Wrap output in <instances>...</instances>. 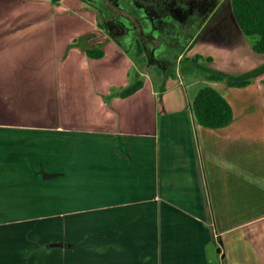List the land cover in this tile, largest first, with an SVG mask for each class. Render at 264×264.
Instances as JSON below:
<instances>
[{"label":"crops","instance_id":"0c3cea01","mask_svg":"<svg viewBox=\"0 0 264 264\" xmlns=\"http://www.w3.org/2000/svg\"><path fill=\"white\" fill-rule=\"evenodd\" d=\"M77 6L0 0V264H264V72L243 87L144 76L108 97L135 59ZM220 12L184 49L233 74L264 63ZM86 33L103 57L71 43ZM198 80L231 88L229 125L196 121Z\"/></svg>","mask_w":264,"mask_h":264},{"label":"trees","instance_id":"16d2710c","mask_svg":"<svg viewBox=\"0 0 264 264\" xmlns=\"http://www.w3.org/2000/svg\"><path fill=\"white\" fill-rule=\"evenodd\" d=\"M50 1L52 3H58L60 0ZM83 1L91 4L94 8H98V1L102 2V0ZM127 2L141 19L143 23V32L151 33L153 37H157L158 39H160L159 45L151 48L150 55H152V57L157 58L160 55V53L156 51L159 46L163 45L166 47V45H174L169 44V38L173 37L166 38V36H164L166 34L164 33V31H162L164 29L162 27V29L158 27L159 19L157 20L156 17L153 18L152 14L150 13V11H147L146 7H142V5L140 6L136 4L134 0H127ZM230 4L236 22L240 26L245 36L250 40L252 49L258 53H264V0H230ZM121 5L125 7V4ZM106 10L108 13L109 9L106 8ZM102 17L106 18L100 15L97 21L98 27L103 29L110 38H115L117 34L115 33L116 35H114L108 27H105L103 23H101L100 18ZM159 18L163 20L162 17ZM113 24L116 27H124L126 36L123 40L126 41L127 45H130V39H132L131 41H133V39L135 41L134 55L136 57L138 76L128 86L108 94V97L113 95L125 97L143 86L144 77L140 73L143 72V65L149 66L150 64L148 59L149 54H146L143 43L138 38H134V29L131 25L132 23L130 19L127 16L119 14L118 16L113 18ZM93 35L94 33H86L80 35L73 38L71 43L73 45L79 46L83 51H85L87 56L91 58H101L105 54V50L102 48V46H90L87 43ZM174 36L175 38L179 39L178 36ZM193 39L194 34L191 35L187 40H185L184 43H182L181 48L184 49ZM115 40L117 39L115 38ZM165 41L167 43H165ZM199 58H202L201 54H195L191 58L185 56L184 59L198 61ZM205 59L211 61L212 57L208 56ZM263 72L264 63L238 74H233L214 68H208L204 78L209 81L224 82L229 87H243L253 82L256 77L261 75ZM188 108L192 112L196 121L208 128L225 127L229 125L234 119V110L227 97L220 90L210 84L204 85L197 90L193 98L190 100Z\"/></svg>","mask_w":264,"mask_h":264},{"label":"rangeland","instance_id":"374dc122","mask_svg":"<svg viewBox=\"0 0 264 264\" xmlns=\"http://www.w3.org/2000/svg\"><path fill=\"white\" fill-rule=\"evenodd\" d=\"M118 0H102L98 1L97 7L94 8L91 4L84 2L83 0H68V4L70 9L78 5L77 7L83 9V14L87 21L95 22L96 27L97 21L101 16L106 18H100L101 23L105 27H108L110 31L116 35L115 38L119 43H121L127 50L134 57L135 61V68L131 70V73L134 74L135 69L138 70L136 66V57H135V45L134 39H130V45H127L126 41L123 39L126 36V32L124 27L122 26H115L113 24V18L120 15H125L129 19L132 20L133 24L135 25V34L134 38H140L141 42L144 45V50L146 54H149V66L143 65V72L140 73L141 75L152 77L155 80L156 86L160 87L162 83H166L171 85L176 80L180 79L182 82L189 83L193 81L195 78L198 79H205L204 76L208 70L210 65V61L206 60L204 55L202 58H199L198 61H191L189 59H184L185 56L188 58L193 57L194 49L185 50L181 48L182 43L185 42L191 35L195 34L197 30L206 22H211L210 14L218 11L217 16H214L212 21L216 22V20L220 17V11L222 9L230 12L231 11V4L230 0H139L143 1L144 3H151V2H160L163 6L170 5V1H172V5L174 7V12L177 14L179 19H173L170 26L168 27L167 31L169 35H173L169 39V44H174L172 46H159L156 50L160 55L157 58L152 57L150 55L151 48L159 45L160 39L157 37H153L151 33H144L142 29V24L140 19L137 17V14L132 10L131 7L127 6V2L123 1L122 4H125L126 8L119 7L116 2ZM106 8L109 9L108 13ZM221 9V10H217ZM179 15V16H178ZM210 19V20H209ZM98 29H101L98 27ZM104 33H106L103 29H101ZM163 31V30H162ZM116 33V34H115ZM107 34V33H106ZM167 33L164 35H168ZM178 34V35H177ZM108 35V34H107ZM178 36V38H175ZM114 40L115 38L112 37ZM177 39V40H176ZM165 43H167L165 41ZM128 46V47H127ZM185 50V51H184ZM182 52H186L184 55ZM194 54V55H193ZM193 55V56H192ZM191 56V57H190ZM238 74V73H235ZM165 78V81H164ZM134 79L132 80V82ZM199 81V80H198ZM209 81V80H208ZM183 83V84H184ZM213 85L218 90H220L227 99H232L231 97V88L221 86V84H216L213 82H203L199 81V83L191 84L190 87L187 88V92L190 97L194 96L197 90L204 86V85ZM236 105V102L233 101V105Z\"/></svg>","mask_w":264,"mask_h":264},{"label":"flooded vegetation","instance_id":"af4514ba","mask_svg":"<svg viewBox=\"0 0 264 264\" xmlns=\"http://www.w3.org/2000/svg\"><path fill=\"white\" fill-rule=\"evenodd\" d=\"M122 0H118L117 2H116V4L119 6V7H121V8H126V6L125 7H123L121 4H122V2L123 1H126L127 2V0H123L122 2H121ZM135 1V3L136 4H138V5H142V7H146V9H147V11H150V13L152 14V16H153V18H155L156 17V19L158 20L159 19V24H158V27L160 28V29H164L163 31H164V33H167L168 34V31H167V29H168V27L170 26V24H171V22L173 21V19H179L178 17H177V14L174 12V7H173V5L171 4L172 3V1H170L169 3H170V5H167V6H163V4H161L160 2H151V3H144L143 1L141 2V1H139V0H134ZM128 3V2H127ZM127 6H129V7H131L130 5H129V3L127 4ZM132 8V7H131ZM132 10L134 11V9L132 8ZM135 12V11H134ZM125 16V15H124ZM179 16V15H178ZM137 17H138V15H137ZM159 17H162L163 18V20H161V18H159ZM139 18V17H138ZM152 18V19H153ZM140 19V18H139ZM160 20H161V22H160ZM130 21H131V25H132V27H133V29H134V34H135V25L133 24V22H132V20L130 19ZM140 21H141V19H140ZM152 21V20H151ZM141 23H142V21H141ZM162 27V28H161ZM167 37H171L169 34L168 35H166V38ZM139 40H140V38H138ZM170 39V38H169ZM141 41V40H140Z\"/></svg>","mask_w":264,"mask_h":264}]
</instances>
